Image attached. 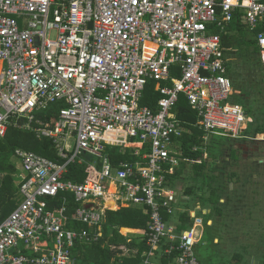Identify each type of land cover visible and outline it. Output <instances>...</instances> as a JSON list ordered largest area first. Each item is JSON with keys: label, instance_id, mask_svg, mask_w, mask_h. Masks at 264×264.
<instances>
[{"label": "built area", "instance_id": "built-area-1", "mask_svg": "<svg viewBox=\"0 0 264 264\" xmlns=\"http://www.w3.org/2000/svg\"><path fill=\"white\" fill-rule=\"evenodd\" d=\"M235 13L264 63V0H0V137L24 125L52 139L64 159L14 151L20 201L0 222V264H73L72 248L97 243L114 206L149 210L142 264L174 251L176 264H199L202 217L189 211L191 226L175 232L161 215L178 201L165 179L183 133L171 112L183 95L204 138L247 137L221 37ZM149 81L160 96L155 110L139 103ZM56 104L48 127L41 116ZM107 145L144 162L114 165ZM75 161L90 169L82 182L63 179ZM62 194L77 204L70 215ZM70 218L88 229L68 228Z\"/></svg>", "mask_w": 264, "mask_h": 264}, {"label": "trees", "instance_id": "trees-1", "mask_svg": "<svg viewBox=\"0 0 264 264\" xmlns=\"http://www.w3.org/2000/svg\"><path fill=\"white\" fill-rule=\"evenodd\" d=\"M237 33L238 36H235ZM222 44L228 52L234 43L245 53H250L256 61H259L263 67L260 83L264 82V63L261 62L259 49L256 39L251 33L247 31L245 26L241 24L238 14L235 13L233 19L226 27L225 32L221 33ZM237 37V38H235ZM227 75L234 82L232 76V65L230 61L226 62ZM169 84V83H168ZM260 86L258 87L259 90ZM235 89V87H234ZM236 90V89H235ZM237 91V90H236ZM244 90L237 92L231 98V101L241 104L240 95ZM235 96V97H234ZM242 96V95H241ZM159 93L154 90V82L149 81L144 88L142 97L140 99V105L148 106L151 109H156L157 100L159 99ZM60 105H52L46 111L42 119L48 122L46 126H51V119L56 116L57 110ZM245 113L248 115L250 109H245ZM172 118L180 122L183 126L184 132L180 137L176 139L178 141L176 149L178 150L177 157L180 158L178 166H176L172 172L165 173L166 186L175 190L180 198L175 204V207H180L181 210H175L173 214H168L165 209H161V215L163 220L168 223L172 219L176 218L175 231L179 232L184 229H188L193 220L189 215V210H196V214L202 217L204 231L209 229L212 232L211 237L207 236V232H204L201 239L195 245V254L199 264L207 260L209 254L210 244L214 236L222 240L219 235V221L221 220L226 207L229 206L230 196L225 193L223 184L219 182L220 176L218 174L220 166L223 162L221 156V144L222 141L228 140L227 136L210 134V143L204 141V130L199 126L197 112L191 108L188 101L183 95L179 96L176 105L171 112ZM250 125L248 124L243 131V135L250 136ZM264 133V129L258 126L255 129L254 134ZM234 139V138H231ZM213 140H216L213 145ZM237 142L248 140L245 138L236 139ZM175 141V142H176ZM212 145V146H211ZM22 148L29 151H34L50 160L57 161L58 163L64 162V159L58 156V149L52 142V139L47 137L38 138L34 131L21 130L16 127H9L3 137H0V222L4 220L8 214L14 210L20 201L19 197V185L15 182L12 175L16 173V168L9 162V158L15 149ZM240 149L242 153L243 148H234V151ZM131 148L121 149L118 146H106L105 152L110 158L112 164L116 165L120 161L126 162H144L141 156H135L132 153ZM145 150H147L145 148ZM259 149L257 150V152ZM144 150H141L143 153ZM206 154V157H204ZM259 154V153H258ZM86 160H91L89 156H84ZM248 162L252 165H256L261 157L252 158L247 156ZM263 160V159H262ZM191 165L192 174L184 176L185 166ZM4 174V175H2ZM90 169L86 164H78L76 161L67 165L66 172L63 175L64 180L72 182H82L85 178L90 177ZM235 176L234 173L228 174L226 177L231 181V178ZM187 179L191 182L189 185H184L183 180ZM66 195V194H62ZM62 195L49 199V207L59 205ZM68 204V214L73 213L74 204H72V195H66ZM199 207V209L196 208ZM207 210V211H206ZM68 222L67 227L73 229H88L85 224H82L72 218ZM210 224H207L208 221ZM149 221V210L143 207H121L117 210H106L102 225V237L97 243L91 245H85L77 242L72 248V258L74 264H142L143 253L148 249L145 241V237L141 236L133 238L129 242L124 234L119 232L121 227L135 228L142 231L147 229ZM124 245L129 250L135 249L136 253L129 256H117L121 253L118 249L119 246ZM164 245L163 247H165ZM113 247V248H112ZM203 250V253L201 251ZM237 254V253H236ZM235 254V255H236ZM177 255V252H172L169 256L163 255L161 263L166 264L168 261H172ZM234 255V256H235ZM242 259L241 255H236Z\"/></svg>", "mask_w": 264, "mask_h": 264}, {"label": "rangeland", "instance_id": "rangeland-1", "mask_svg": "<svg viewBox=\"0 0 264 264\" xmlns=\"http://www.w3.org/2000/svg\"><path fill=\"white\" fill-rule=\"evenodd\" d=\"M234 34L238 36L237 33ZM226 55L233 67L232 74L235 77L232 76V79L235 89L238 92L245 91L242 92V96L240 95L241 104L243 108L250 109L246 118L247 125L249 124L252 130L250 136L245 138L248 140L237 142L236 139L228 138L219 144L223 158L221 171L218 172L219 182L223 184L225 193L230 196L229 206L226 207L219 221V235L222 238L221 243L225 249L223 254L226 259H231L236 253H240L247 261L255 248L260 258H263L264 253V133L253 136L258 126L264 129V82L260 83L263 67L259 61L255 60L256 58L252 57L253 55L245 53L235 43ZM45 113L46 111L43 112ZM18 128L26 129L24 125ZM209 136L207 135V139L204 140L206 144L211 142ZM212 142L214 145L216 140ZM234 148H243L244 152L242 153L240 149L234 151ZM261 155L263 160L259 158L262 162L256 165H252L247 160V156L256 158ZM9 162H12V156ZM190 168L191 165L185 166L184 176L192 174ZM230 173L235 174L231 181L226 177ZM16 174L12 177L18 183L19 179ZM182 182L181 186L184 187L191 181L184 179ZM133 250H122L117 256L134 255Z\"/></svg>", "mask_w": 264, "mask_h": 264}, {"label": "crops", "instance_id": "crops-1", "mask_svg": "<svg viewBox=\"0 0 264 264\" xmlns=\"http://www.w3.org/2000/svg\"><path fill=\"white\" fill-rule=\"evenodd\" d=\"M157 108V107H156ZM155 110V109H154ZM179 124H180V122H179ZM181 126V125H180ZM181 128H182V130H183V132H184V129H183V126H181ZM175 141H176V139H175ZM174 141V144H173V149L177 152V155H178V150L176 149V146H177V143H178V141H176L175 142ZM17 149H22V148H17ZM16 150V149H15ZM14 150V151H15ZM25 150V149H24ZM14 151H13V153H14ZM13 153H12V164L15 166V168H16V177L19 179V174H20V171L18 172V170H19V168L17 167V162H16V160H15V158H14V156H13ZM73 163V162H72ZM78 163V162H77ZM79 164V163H78ZM19 166V165H18ZM67 169V168H66ZM17 181V180H16ZM19 183H20V179H19V181H18V185H19ZM172 189V188H171ZM18 193H19V190H18ZM19 197H20V195H19ZM177 198H178V200H179V198H180V195L177 193ZM72 204H74L75 206H74V208L76 207V203L74 202V200L72 201ZM119 208H121V207H119ZM118 208V206H114L113 208H111V210H117V209H119ZM176 210H181L182 211V209L180 208V207H178L177 206V209ZM190 212L192 211V210H189ZM70 221V220H69ZM68 221V222H69ZM175 222H176V218H174V219H172V221L171 222H168V224H170V225H172L174 228H175ZM211 223V221L209 220L208 222H207V224H210ZM88 228V227H87ZM198 230L199 231H201V237H202V235H203V233L204 232H207L206 234H207V236L208 237H211V235H212V232L211 231H204L205 229H204V227H203V224H202V226L201 227H199L198 228ZM119 232L120 233H122V234H124L125 235V237L127 238V241L129 242L131 239H133V238H138V237H141V236H143V231L142 230H139V229H135V228H128V227H121L120 229H119ZM176 232V231H175ZM256 247V246H255ZM113 248V247H112ZM118 249H120L121 251L122 250H125L126 249V251L127 250H129L126 246H124V245H121V246H119L118 247ZM256 248H255V251H252V253H251V255H250V257H248V259H247V261H246V259L244 258V256L242 255V254H240V253H237L236 255H241L243 258L242 259H240L239 257L240 256H233L231 259L229 258V259H226L225 257H224V252H225V249L223 248V246H222V243H221V240L218 238V237H216V236H214L213 238H212V243L210 244V249H209V254L207 255V256H209V257H207V260L206 261H203L201 264H264V253H263V258H260L259 256H258V254L256 253ZM134 251V253H136V250L134 249L133 250ZM163 255L164 254H160V255H158L154 260H153V262H154V264H162L161 263V258H163ZM166 256H169V255H166ZM176 257V256H175ZM175 257H174V259L172 260V261H168V263H166V264H176V259H175Z\"/></svg>", "mask_w": 264, "mask_h": 264}, {"label": "bare ground", "instance_id": "bare-ground-1", "mask_svg": "<svg viewBox=\"0 0 264 264\" xmlns=\"http://www.w3.org/2000/svg\"><path fill=\"white\" fill-rule=\"evenodd\" d=\"M242 24V23H241ZM234 34V33H233ZM147 85V84H146ZM238 104V103H237ZM252 130V129H251Z\"/></svg>", "mask_w": 264, "mask_h": 264}]
</instances>
